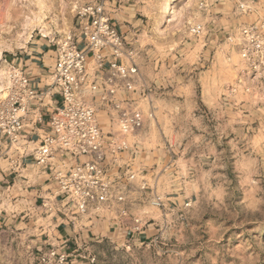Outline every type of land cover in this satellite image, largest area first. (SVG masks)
<instances>
[{"label":"rangeland","instance_id":"rangeland-1","mask_svg":"<svg viewBox=\"0 0 264 264\" xmlns=\"http://www.w3.org/2000/svg\"><path fill=\"white\" fill-rule=\"evenodd\" d=\"M95 1L0 0V75L6 60L73 31L78 8ZM163 1L122 0L117 10L107 0V8L138 50L140 82L121 95L139 100L145 122L126 136L124 160L135 182L186 207L149 203L138 214L147 223L141 237L110 234L92 247L90 264H264V71L244 72L240 56L245 26L262 22L264 36V0H175L170 12ZM39 14L51 34L30 28ZM100 120L107 133L117 128L110 116ZM11 167L1 160L0 172Z\"/></svg>","mask_w":264,"mask_h":264},{"label":"built area","instance_id":"built-area-1","mask_svg":"<svg viewBox=\"0 0 264 264\" xmlns=\"http://www.w3.org/2000/svg\"><path fill=\"white\" fill-rule=\"evenodd\" d=\"M205 2L200 0V5ZM262 27V22L248 25L240 34L244 72L254 77L264 71ZM190 29L198 35L203 28L198 24ZM54 46L55 62L44 87L18 61L6 60L5 96L0 99V139L6 147L0 150V165L9 160L10 171L18 175L24 160L32 159L48 174L57 187L42 200V217L58 215L75 227L83 219L112 214L132 240L145 232L147 223L132 213L130 203L140 192L146 196L147 184H136L130 164L121 162L129 150L125 138L143 128L145 114L138 99L121 92L135 91L140 82L138 50L117 28L107 0L80 6L74 30ZM47 98L51 103L44 104ZM101 115L111 117L115 131L105 132ZM33 122L45 124L37 140L27 131ZM146 197L152 206L166 210L155 191ZM47 240L34 252L35 264H73L77 256L95 261L75 240Z\"/></svg>","mask_w":264,"mask_h":264},{"label":"crops","instance_id":"crops-1","mask_svg":"<svg viewBox=\"0 0 264 264\" xmlns=\"http://www.w3.org/2000/svg\"><path fill=\"white\" fill-rule=\"evenodd\" d=\"M108 1L111 5L119 6L117 10L122 8V0ZM112 18L119 31L131 43L129 33L126 30L128 27L126 21ZM28 55L30 56L17 55L11 61H18L25 67L37 85L44 87L48 73L52 71L55 62V46L38 45ZM137 58H135L136 63ZM55 98L59 99V96L55 95ZM49 103H51L50 99L44 100V104ZM46 120L47 117L45 116L44 121ZM44 128V122L38 124L33 122L29 124L27 131L34 134L32 135L33 140H37L38 134H41ZM5 147L4 141L0 139V150L3 151ZM125 154L127 157L129 150ZM126 161L123 160L121 163ZM23 164L25 167L23 169L28 172L26 174L20 172L16 175L12 172H0V264H35L34 252L48 243L47 237L51 240L54 238L75 240L79 246L84 248V255L85 250L91 254L93 252L92 247L97 243L109 238L110 234L125 230L119 226V222L112 220V214L107 213L100 218L83 219L76 222L75 227L58 215L53 218L43 217L46 220L45 224L39 222L42 200L51 197L57 186L49 180L48 174L32 159H25ZM16 185L21 187L18 191L20 194L13 196L9 191H12ZM141 194L142 192L138 194V198L134 196V201L132 199L130 203L131 211L135 215L142 214L145 207L150 205L146 197L149 195V191L144 193L146 195L144 198L140 196ZM163 199L166 208L167 205L170 209L178 207L180 210H184L182 208L186 207V200L182 203L177 194H166ZM18 202L20 204H17ZM17 206H19L18 209ZM73 264H90V261L87 257L77 256Z\"/></svg>","mask_w":264,"mask_h":264},{"label":"bare ground","instance_id":"bare-ground-1","mask_svg":"<svg viewBox=\"0 0 264 264\" xmlns=\"http://www.w3.org/2000/svg\"><path fill=\"white\" fill-rule=\"evenodd\" d=\"M175 1V0H164L161 4L162 6V9L163 11H167V12H170V8H171V3ZM34 27H39L42 32H44V35H49L51 34L50 32V28L49 26L47 25V23L44 21L43 17H42V14H39L38 16H36L30 23V28L31 29H34ZM157 30H155L156 32ZM159 31V30H158ZM161 32V31H160ZM157 35V34H156ZM6 74H2L0 75V95L1 97H4L5 96V91H4V85H5V81H6Z\"/></svg>","mask_w":264,"mask_h":264}]
</instances>
